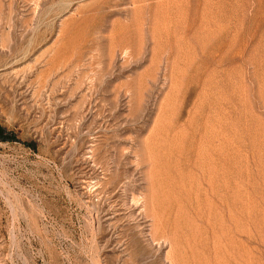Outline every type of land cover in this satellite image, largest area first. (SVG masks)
Segmentation results:
<instances>
[{
  "label": "rangeland",
  "instance_id": "obj_1",
  "mask_svg": "<svg viewBox=\"0 0 264 264\" xmlns=\"http://www.w3.org/2000/svg\"><path fill=\"white\" fill-rule=\"evenodd\" d=\"M0 264H264V0H0Z\"/></svg>",
  "mask_w": 264,
  "mask_h": 264
},
{
  "label": "trees",
  "instance_id": "obj_2",
  "mask_svg": "<svg viewBox=\"0 0 264 264\" xmlns=\"http://www.w3.org/2000/svg\"><path fill=\"white\" fill-rule=\"evenodd\" d=\"M14 139V135L7 133L5 129L0 125V140L13 141Z\"/></svg>",
  "mask_w": 264,
  "mask_h": 264
}]
</instances>
